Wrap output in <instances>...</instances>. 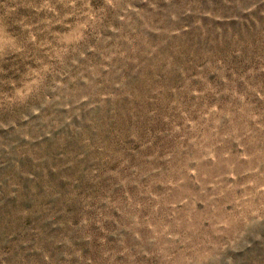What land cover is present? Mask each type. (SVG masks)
Returning a JSON list of instances; mask_svg holds the SVG:
<instances>
[{"label":"rangeland","instance_id":"1","mask_svg":"<svg viewBox=\"0 0 264 264\" xmlns=\"http://www.w3.org/2000/svg\"><path fill=\"white\" fill-rule=\"evenodd\" d=\"M0 264H264V0H0Z\"/></svg>","mask_w":264,"mask_h":264}]
</instances>
